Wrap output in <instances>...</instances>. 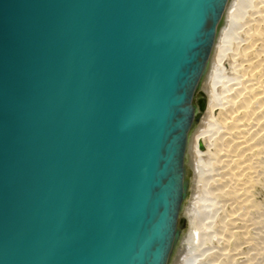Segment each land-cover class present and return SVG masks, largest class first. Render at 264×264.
Listing matches in <instances>:
<instances>
[{
    "label": "water",
    "instance_id": "1",
    "mask_svg": "<svg viewBox=\"0 0 264 264\" xmlns=\"http://www.w3.org/2000/svg\"><path fill=\"white\" fill-rule=\"evenodd\" d=\"M227 3L0 0V264L170 263Z\"/></svg>",
    "mask_w": 264,
    "mask_h": 264
},
{
    "label": "bare ground",
    "instance_id": "2",
    "mask_svg": "<svg viewBox=\"0 0 264 264\" xmlns=\"http://www.w3.org/2000/svg\"><path fill=\"white\" fill-rule=\"evenodd\" d=\"M244 1L246 0H228L226 5L222 20L227 22V28L223 30L221 21L207 71L200 81V89L209 97L208 107L200 122L189 132L185 155V163L194 170L200 169L201 174L206 177L205 179L203 176L200 188L202 191H199V198L204 201L202 205L206 212L211 207L207 198L211 191L205 180H211L213 189L217 190L215 192L229 196L231 210L226 211V216L222 215L226 221L224 220L221 235L226 237V241L238 230L245 231L248 226H255L257 222L261 224L257 220L258 216L251 220L247 216L250 207H253L248 198V183L256 178L260 172L259 166L264 162V0L262 6L255 4L254 9L251 8V18L248 21L241 20L245 14L242 13L246 6ZM251 1L246 2L248 4ZM237 22L239 27L252 24L251 35L239 37L237 41L235 39L233 47L229 51L225 50L222 42L228 36L230 27ZM199 143L204 146V150L198 147ZM197 207L185 211L193 228H196L199 220ZM193 237L192 233L186 239L188 248L185 253L177 257L179 260L173 259L170 264H197L199 254L194 251L196 246L192 243ZM183 246L180 245V248ZM237 252L234 247L225 249L223 255L232 258ZM257 252L253 257H256Z\"/></svg>",
    "mask_w": 264,
    "mask_h": 264
},
{
    "label": "rangeland",
    "instance_id": "3",
    "mask_svg": "<svg viewBox=\"0 0 264 264\" xmlns=\"http://www.w3.org/2000/svg\"><path fill=\"white\" fill-rule=\"evenodd\" d=\"M246 1L243 2L244 6L246 4L245 9H243L242 11V13H245L242 15V18H241V20L243 19V21H248L251 18V13L255 7V4L257 5L259 4L258 6H262L263 4L262 3L263 0H258V1L252 0L248 4ZM252 2L254 3V5ZM223 20H222V27L224 28L223 30H226L227 22H225V19ZM226 21H228L227 18H226ZM232 26L230 27V30H229V34H228L229 37L228 36L225 37L224 38L225 41L222 42V44H225L224 45L225 50L227 49L228 51L231 49V47H233V45L239 39V37L245 38L246 36L251 35V32L253 30L252 24H249V25L245 24L242 27H239V23L237 22V23H234ZM245 30L247 31L245 32ZM240 32L242 35L240 34ZM236 36H238V38ZM207 98L209 99V97ZM207 107H208V103H207ZM203 150H204V146H203ZM263 159H264V156H263ZM185 166L187 168V166L189 165L185 163ZM187 169H190V170L192 169L193 176L191 177L192 186L190 190V195L186 199V205H185V210L183 214L184 216L187 217L185 211L191 210V208L199 206L197 207L199 209L198 210L199 220L197 222L196 228L195 227L193 228L190 220L188 219L187 227L185 229L184 239L182 238L180 240V243L178 244L179 248H177L176 252L173 253L171 261L173 259L179 260L178 258L181 257L185 253L186 251L185 249L188 248V243L186 239H188L190 235L193 233L194 237L192 238V243L196 246L194 251L199 254L197 257L198 259L197 264H251V263L252 264H264V162L262 166H259L260 172L258 173L256 178L252 179L248 183V198L250 200V203L253 204V207L252 208L250 207L247 218L251 220L253 217L258 216L257 220H260L261 224L257 222L255 226H252V225L248 226L247 230L245 231H242V230L236 231L235 233L231 235V238L228 237V241L225 240L226 238L225 236L221 235L222 234L221 230L222 228H224V224L226 221V219H224L223 216H226V214L231 210L230 208L231 205H229L228 203L229 202L228 194L223 195V194H219L218 192H215L217 190L213 189L214 184L211 182V180L209 179H207L208 181L205 180L207 182V188L211 191V192H208V196H207L208 201L211 202V207H210V210L206 212L202 205L204 201L199 198L201 194L200 192L202 191V189L200 190L202 186L201 182L203 181L204 179L203 176L205 177V175L201 174V170L198 168L194 170L192 167L189 166V168ZM203 171L204 169L202 170V172ZM224 200L226 202H224ZM208 201L205 200V202H208ZM220 205H222L223 207ZM215 210L217 211L214 212ZM180 245L182 246L184 245L182 249L180 248ZM234 247L238 251L234 257L228 258L227 255H223V252L225 249L229 250ZM257 250L259 253L257 252ZM255 252H257L256 253L257 255L256 257H253L255 256Z\"/></svg>",
    "mask_w": 264,
    "mask_h": 264
}]
</instances>
